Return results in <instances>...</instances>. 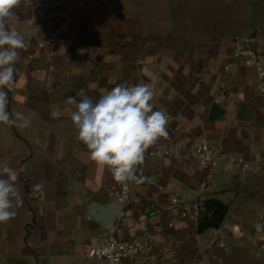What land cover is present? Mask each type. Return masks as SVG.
I'll return each instance as SVG.
<instances>
[{
    "label": "crops",
    "instance_id": "0c3cea01",
    "mask_svg": "<svg viewBox=\"0 0 264 264\" xmlns=\"http://www.w3.org/2000/svg\"><path fill=\"white\" fill-rule=\"evenodd\" d=\"M55 1L35 0L47 12L38 18L30 0H22L9 20L30 46L19 50L14 83L5 89L7 110L29 122L0 123V171L6 164L19 173L16 186L23 201L13 219L0 223L1 264H96L85 248L116 225L126 239L157 233L148 256L123 264H227L221 249L232 257L228 264H264L251 244L253 238L264 239V215L225 222L236 202L231 187L244 176L223 168L210 171L192 160L147 156L162 144L189 146L201 136L216 144L221 158L227 152L264 156V96L256 90L255 69L232 56L234 39L250 38L253 47L264 50V37L257 30L251 37L253 31L234 36L223 29L215 8H228L229 0H83L82 7L77 0ZM29 22L38 27L37 35L26 32ZM216 60L230 69L210 71ZM141 81L156 93L154 110L172 117L169 135L147 150L139 166L154 183L135 188L123 218L117 211L107 227L102 220L115 205L109 192L114 178L89 159L71 121L74 106L66 100H79L80 89L96 100L118 83ZM217 89L223 114L209 121ZM250 174L264 175V164ZM37 184L42 190L33 194ZM173 193L227 204L221 225L198 233L196 217L173 220L167 212ZM243 237L250 256L231 255L243 249Z\"/></svg>",
    "mask_w": 264,
    "mask_h": 264
},
{
    "label": "clouds",
    "instance_id": "9594fccd",
    "mask_svg": "<svg viewBox=\"0 0 264 264\" xmlns=\"http://www.w3.org/2000/svg\"><path fill=\"white\" fill-rule=\"evenodd\" d=\"M22 0H0V123L27 126L28 120L19 112L7 110L8 93L14 83V65L20 59V51H27L29 43L9 20L15 16L14 9ZM156 93L150 84L143 81L128 84L118 83L104 91L94 100L80 89L70 96L66 104L74 106L71 121L77 130V139L82 142L89 159L98 167L107 168L114 180L127 185L129 181L142 182L137 177L138 166L145 160L147 150L161 139L168 138V116L154 110ZM19 173L4 165L0 171V223L13 219L16 209L22 204V195L16 182ZM35 185L33 194L42 190Z\"/></svg>",
    "mask_w": 264,
    "mask_h": 264
},
{
    "label": "built area",
    "instance_id": "2783aa9c",
    "mask_svg": "<svg viewBox=\"0 0 264 264\" xmlns=\"http://www.w3.org/2000/svg\"><path fill=\"white\" fill-rule=\"evenodd\" d=\"M67 0H56V4L65 3ZM30 4L34 6L36 16L43 18L47 16V12L38 8L35 0H30ZM83 0H77L76 6L82 7ZM26 32L30 35H37L38 27L29 22L26 26ZM57 35V31H53L47 38V42H52ZM39 45H41L39 43ZM232 56L235 59L241 60L245 66H250L255 69L256 74V90L259 95L264 96V50H258L251 45L250 38H236L233 40ZM222 68L224 71L230 69V64H225L220 60H216L210 67V71L214 72ZM221 99L220 89H217L212 94L214 103H218ZM169 120L172 122V117L162 110ZM220 149L216 144L212 143L208 138L201 136L191 145L187 146L183 143L162 144L161 146L151 149L147 152V156L153 159H169L174 161L192 160L202 166L207 167L210 171L218 164L224 170L237 173L245 176L254 171L261 164H264V156L256 155L254 158H247L244 155L227 152L224 158L220 157ZM136 175L142 182L129 181L127 185L120 184L113 180L110 187V194L118 203V218H123V207L132 200V193L135 188L146 185H151L154 180L151 175L147 174L141 167L138 166ZM209 174L207 175V177ZM207 185V181L203 180L200 183V190L203 192ZM206 211L205 197L200 195L196 198H185L179 193H173L170 196V204L167 209L169 216L173 220L184 219L190 216L197 219ZM121 220V219H119ZM173 221L167 223L168 227L173 226ZM157 240L156 232H149L139 238H122L120 236L119 225L102 238V240L92 246L85 248V255L96 261V264H123L124 260L132 257H146L150 253L154 243ZM251 244L255 249L257 256H264V239L253 238ZM1 264V255H0Z\"/></svg>",
    "mask_w": 264,
    "mask_h": 264
},
{
    "label": "rangeland",
    "instance_id": "374dc122",
    "mask_svg": "<svg viewBox=\"0 0 264 264\" xmlns=\"http://www.w3.org/2000/svg\"><path fill=\"white\" fill-rule=\"evenodd\" d=\"M217 8L220 25L224 26L223 29H227L229 33L234 36H245L257 30L264 37V0H229L228 8L221 4L215 9ZM215 24L220 26L217 21ZM214 169L222 170L221 164L216 165ZM231 188L230 196L236 197V202L230 206L225 222H240V218L247 220V218H255L258 214L264 215V175L248 174L238 177ZM223 226L224 224L221 228L224 230ZM203 238L207 241L206 236ZM241 240L244 245V247L241 246L243 249L230 252L231 255L240 258L250 256L248 238L243 237ZM219 253L228 264L232 257H228V253L222 249Z\"/></svg>",
    "mask_w": 264,
    "mask_h": 264
},
{
    "label": "trees",
    "instance_id": "16d2710c",
    "mask_svg": "<svg viewBox=\"0 0 264 264\" xmlns=\"http://www.w3.org/2000/svg\"><path fill=\"white\" fill-rule=\"evenodd\" d=\"M206 211L197 220L196 231L201 233L207 228H218L227 212L228 205L218 199L205 198Z\"/></svg>",
    "mask_w": 264,
    "mask_h": 264
},
{
    "label": "water",
    "instance_id": "95a60500",
    "mask_svg": "<svg viewBox=\"0 0 264 264\" xmlns=\"http://www.w3.org/2000/svg\"><path fill=\"white\" fill-rule=\"evenodd\" d=\"M255 35V31H253L251 33V37H254ZM223 114V110L222 108L217 104V103H213L211 106H210V113H209V116L207 118V120L211 121V120H214V119H217L218 117H220L221 115ZM96 209V208H95ZM100 209H96V211H98ZM108 211V210H107ZM117 211H118V203L115 202V205L113 206L112 209H110L108 211V215L105 219L102 220V222H104V224L107 225V227H110V224H109V221L116 216L117 214Z\"/></svg>",
    "mask_w": 264,
    "mask_h": 264
}]
</instances>
